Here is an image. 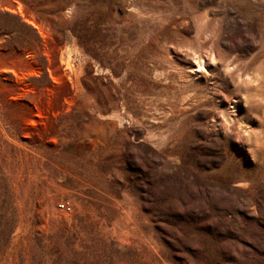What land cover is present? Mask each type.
<instances>
[{
	"label": "rangeland",
	"instance_id": "rangeland-1",
	"mask_svg": "<svg viewBox=\"0 0 264 264\" xmlns=\"http://www.w3.org/2000/svg\"><path fill=\"white\" fill-rule=\"evenodd\" d=\"M0 264H264V0H0Z\"/></svg>",
	"mask_w": 264,
	"mask_h": 264
},
{
	"label": "bare ground",
	"instance_id": "bare-ground-1",
	"mask_svg": "<svg viewBox=\"0 0 264 264\" xmlns=\"http://www.w3.org/2000/svg\"><path fill=\"white\" fill-rule=\"evenodd\" d=\"M172 2H175L177 0H171ZM159 2V1H158ZM181 2L186 5L188 4V0H181ZM145 3V2H144ZM260 3V2H259ZM153 4V3H152ZM33 21V20H32ZM60 62L61 64H63L66 68H70L71 71L73 70L72 69V63H71V60H70V57L69 56H63L61 55L60 56ZM75 72V71H74ZM230 132V131H229Z\"/></svg>",
	"mask_w": 264,
	"mask_h": 264
},
{
	"label": "built area",
	"instance_id": "built-area-1",
	"mask_svg": "<svg viewBox=\"0 0 264 264\" xmlns=\"http://www.w3.org/2000/svg\"><path fill=\"white\" fill-rule=\"evenodd\" d=\"M61 208H66V207H64L63 205H61Z\"/></svg>",
	"mask_w": 264,
	"mask_h": 264
}]
</instances>
